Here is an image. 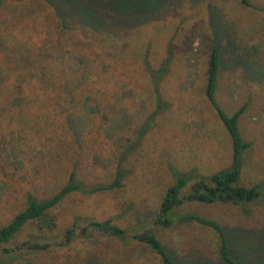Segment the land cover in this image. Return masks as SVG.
Instances as JSON below:
<instances>
[{
    "label": "rangeland",
    "instance_id": "1",
    "mask_svg": "<svg viewBox=\"0 0 264 264\" xmlns=\"http://www.w3.org/2000/svg\"><path fill=\"white\" fill-rule=\"evenodd\" d=\"M93 0H3L0 6V227L31 193H56L72 169L87 186L107 184L120 162L122 185L74 191L51 210L56 226L30 222L0 244V264H161L131 238L149 230L176 264H219L217 234L196 222L154 223L170 185L186 177L181 195L198 179L232 164V141L218 108L241 107L238 129L251 146L240 183L264 191V0H138L156 4L133 29L100 31L83 18ZM51 2V3H50ZM57 10H56V8ZM59 14L62 16H58ZM218 49L220 70L212 103L205 93L207 60ZM168 68L155 92L146 60ZM83 114L76 138L68 119ZM144 131L135 143L137 132ZM223 225L242 264H264V199L245 204L186 202ZM111 218L124 239L80 229ZM75 236L64 243L65 231ZM47 242L46 250L15 249ZM4 249H9L5 252Z\"/></svg>",
    "mask_w": 264,
    "mask_h": 264
},
{
    "label": "trees",
    "instance_id": "2",
    "mask_svg": "<svg viewBox=\"0 0 264 264\" xmlns=\"http://www.w3.org/2000/svg\"><path fill=\"white\" fill-rule=\"evenodd\" d=\"M3 0H0V6ZM51 3V2H50ZM138 0H93L83 4V18L86 23L95 30L100 31H118L120 29H133L140 24L150 20L151 16L157 12L156 4L147 1L143 10L147 13L141 14ZM56 8V7H55ZM57 10V8H56ZM58 16H61L58 12ZM62 17V16H61ZM218 49L213 47L208 55L206 70L205 93L208 99L214 102V93L217 87L218 74L220 70ZM168 58L164 59L158 72L146 60L145 67L148 74L153 78L154 90L158 92L159 80L168 68ZM158 95V93H157ZM216 105V104H215ZM241 107L231 116L223 113L219 108L218 112L222 119L232 141L233 153L232 164L229 168L219 170L209 176L207 179H198L190 188V191L181 195L182 188L186 184V177L179 176L176 181L170 185L159 205L158 213L154 223L162 227H169L174 222L180 224L196 222L202 226L212 229L218 236V262L219 264H242L238 256V249L232 242L228 230L214 219L207 218L195 212L175 213V209L186 202H198L202 204H213L216 202L245 204L264 199V191L259 184L245 186L240 183V174L243 164V153L251 146V143L244 141L238 129V118L243 112ZM87 118L83 114L73 115L68 119V129L76 138L80 137L83 127L86 125ZM144 126L137 133L135 143L125 149L120 158H123L127 152L134 149L139 141ZM124 178L120 162L116 167L115 175L112 181L107 184H97L96 186H87L76 179V170L72 169L69 173L67 182L53 195L37 199L31 193H28L26 207L18 212L7 224L0 227V244L8 242L13 238L26 224L37 222L41 229H51L56 226L55 218L51 215V210L66 195L74 191L83 193H92L100 190H112L122 185ZM95 232L114 236L119 239L127 237L125 230L113 222L111 218L101 221H90L88 226L80 229L81 234H86L88 229ZM75 236L74 227L65 231L64 243L70 242ZM131 238L138 242L146 244L154 251L161 260V264H176L172 253L162 244L157 236L149 230L141 233H135ZM27 248L30 250H46L50 247L47 242H22L15 249ZM9 252V249H4Z\"/></svg>",
    "mask_w": 264,
    "mask_h": 264
}]
</instances>
